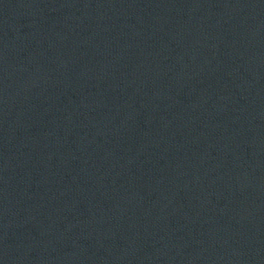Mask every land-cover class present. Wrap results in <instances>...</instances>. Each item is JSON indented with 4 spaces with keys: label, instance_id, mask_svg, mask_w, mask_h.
I'll return each instance as SVG.
<instances>
[{
    "label": "water",
    "instance_id": "water-1",
    "mask_svg": "<svg viewBox=\"0 0 264 264\" xmlns=\"http://www.w3.org/2000/svg\"><path fill=\"white\" fill-rule=\"evenodd\" d=\"M0 264H264V0H0Z\"/></svg>",
    "mask_w": 264,
    "mask_h": 264
}]
</instances>
